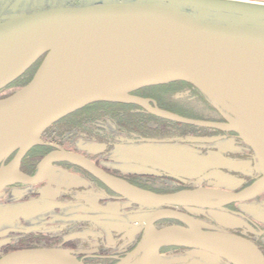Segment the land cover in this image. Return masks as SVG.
Instances as JSON below:
<instances>
[{"label":"water","instance_id":"95a60500","mask_svg":"<svg viewBox=\"0 0 264 264\" xmlns=\"http://www.w3.org/2000/svg\"><path fill=\"white\" fill-rule=\"evenodd\" d=\"M38 62L26 85L0 98V193L15 184H40L51 178L53 162H68L121 198L155 209L145 223L142 242L130 254L141 252L148 233L150 242L143 264H159L160 249L176 245L173 241L177 239L192 242L180 246L199 249L230 264H264V254L251 240L205 230L191 215L164 207L222 209L264 193V159L246 140L255 141L264 151V129L217 107L227 121L189 118L133 94L147 87L187 82L207 97L210 92L264 111L263 27L204 21L162 0H103L60 6L0 24V91ZM98 102L135 104L172 122L237 133L254 149L262 176L240 191L195 187L154 193L111 175L82 154L60 147L43 158L42 169L40 165L34 175L21 171L23 158L42 143L41 136L50 126ZM164 218L180 220L186 226L156 228L155 222ZM0 264L85 263L67 249L31 247L3 255Z\"/></svg>","mask_w":264,"mask_h":264},{"label":"rangeland","instance_id":"374dc122","mask_svg":"<svg viewBox=\"0 0 264 264\" xmlns=\"http://www.w3.org/2000/svg\"><path fill=\"white\" fill-rule=\"evenodd\" d=\"M102 1L103 0H0V24L15 21L16 19L24 17L27 14L37 11L52 9L60 6L85 5L89 3H97ZM118 1H142V0H118ZM162 2H166V4H171L181 9L191 11L198 19L204 21L264 28V12L262 11V9H264V0H189V1L162 0ZM21 84L22 83L18 82L9 88H6L3 94L0 95V97L8 96L14 93L15 91H17L22 87ZM169 87L170 86L163 87L164 89L162 87H158L156 89L151 90L153 92H149L146 90L137 93L135 95L139 97L147 96L149 98H153L154 100L158 101L159 104H163L164 106H168L172 108L170 105L163 103V101L161 100L162 92L169 91L172 92L171 93L173 94L172 97L175 96L176 99L177 98L185 99L186 101L185 103H188L189 105H191V107L198 108V112L195 109L185 110L183 108H179L178 111L180 113L188 114V115L190 114L198 118L200 116L201 119L211 118L209 120H217L220 118L219 116L221 115L219 114H221V112L216 108V106H214V103H212L209 100V98L206 97L205 94L204 97V95L202 96L200 93L194 91L192 88L182 89L180 85L171 86L172 88ZM206 100L209 101L213 107L210 104L208 106V103L205 102ZM118 109L124 111L126 108L124 109L122 107H118ZM111 112L112 111L110 112L105 111L104 113L100 114L99 117L96 118L85 117L82 119L79 118L75 119L73 115L68 119L60 121L54 124L53 126H51L48 129V132L45 133L46 134L45 137L48 141H53L55 143L63 144L65 147L79 151L80 153L85 154L89 157L97 158L99 160L106 159L105 157H107V159H109L111 162L116 161L117 164L118 152L126 150L128 148L127 143L135 142L136 139L135 138L132 139L131 138L132 136L128 133H123L122 131H118L116 132V135L114 136L112 141H108L110 143L106 144L105 141L107 140L103 139V136L105 137L110 136L111 131L109 129L111 127L114 128V124H117L116 120H118V116H116L114 112H112L113 114H111ZM170 125L178 130L181 129V127H177L173 123ZM83 127H85L86 129L83 130L84 129ZM62 128H67V129L66 131L59 130ZM186 131L194 135L212 136L219 134V131H215L211 128L198 127L193 125L189 126L188 130ZM42 136H41V140H42ZM186 136L187 137H183V138L180 137L181 139L176 138V140L171 141V142H180V144L183 143L184 145H178L176 143H168V144L152 143L151 145L148 146L149 148L153 147L155 151L158 152L160 151L163 153L165 152L166 155L170 152V155L173 158H176L175 160L172 158L169 159L165 157L164 159L166 161L169 160V162H164L165 160H162V158H160L159 155L153 154V156H151L150 153L149 154L146 153L147 149H142L143 152L138 149L139 152L133 155V162H131L132 164L121 162V164H118V166L122 168L133 167L138 174H143V176L139 177V179L137 180V184H139V186L142 187L144 190L147 191L149 190L157 193L161 191L162 192L171 191L178 187L176 181L165 178V176L162 174L163 172L185 175L187 179L186 184H195V183L199 184L200 180L202 179L203 180L202 182L204 183L203 186H205L206 183L211 185L213 184L212 186H215L216 183L219 186H223L226 188H232L238 185L239 183L238 181L230 179L228 171L234 170L233 167H235L236 169L242 167L244 169H247L243 166V164H241L242 161L236 160L233 161L232 163L228 162V164L226 163L227 161H224L226 163L225 165L223 161H220L218 159L216 161H212L210 159V156L208 155V151L211 147L213 148L224 147V146L226 147L228 146V143H230L231 146L235 148H237L238 146L247 145L252 151H254V149H252L249 146V144H247L239 135H238L239 139L242 140V142L240 141V143L233 138V140L231 139L221 140V141H216L215 143L211 142V144L210 142L207 141L201 142L196 138L193 137L191 138L190 137L191 135H186ZM111 142L113 143L112 145ZM148 142H152V141H148ZM236 142L239 144H236ZM138 143H143V142H138ZM141 148L143 147H140V149ZM37 149H42L47 152L52 148L48 145H43L42 148H37ZM173 152L178 153L177 156L183 159L180 160L179 162L182 161L184 162L180 163V165L176 164L177 162L176 160L178 157L175 154H172ZM33 156L34 154H30L26 158V163H25V167L28 170L32 171V173L35 170L36 171L39 170L40 168V164H39L40 160L35 161L33 164L28 163V161H30L33 158ZM144 163H147L146 166L148 168L141 167L142 165H144ZM151 165L153 166V169L151 168L152 167ZM157 165L162 166L163 168L161 169L157 168L156 167ZM228 167L229 168L232 167V169H229ZM75 174L76 171L74 170L68 171L67 169L56 167L52 177L50 178L52 182L46 181L37 186L27 187L24 190H21L23 192L20 191L19 193H16V195L17 194L21 195L22 193L31 194L32 192H35L39 189L38 190L39 193L36 192L38 194L34 195L35 197L38 195V197L35 199L34 202H32V204L40 203L43 205H48L49 208L50 205L54 206L56 204L57 199L60 198L58 197L60 196L59 194L64 193L63 190L66 189L65 187H70L71 185L75 186L76 184L84 183V180ZM2 197L3 195H0V198ZM5 199L6 196L3 197V199L0 200V202L4 201ZM9 199H14V197H10ZM7 201L9 200H6L5 203ZM5 203L4 204L0 203L1 213H3L5 207H9L5 205ZM9 203L14 204V205H10V207L18 206V203L16 202H9ZM126 203L131 205L128 202ZM249 203L250 204L238 205L237 210L240 209L239 210L240 212L242 211L245 212L247 215H249L248 217L250 218V220H257L259 222H263L262 225L264 226V193L259 198L250 201ZM91 206L95 208V205L93 204L92 201H91ZM187 210L194 215H198L202 217V220H200L201 224L203 228L207 230H213L217 228H222L224 230L233 229L232 227L238 225L233 220H235L236 222L238 221L240 225L241 223H243L242 219H238V218L234 219V217L228 216L227 212L220 209L208 210V209L187 208ZM1 224L2 225H0L1 226L0 239L3 240L4 242H7L6 240L8 238L9 243H4L3 245L0 244V256L5 252L7 253L8 250H12L13 248H19L21 244L20 241L22 239H25L29 233H33L31 234V236L35 237L34 236L35 232L41 231L37 229L36 226H34L32 229L26 230L27 233H24L26 234V236H22L23 234L16 232L7 234L8 232L7 233L2 232L7 228L6 224L4 222H1ZM31 225L34 224L32 223ZM42 231L44 233L50 232L49 226L46 228L43 227ZM41 237L43 238L42 240H36L35 242L32 243L33 247L44 246V244L40 243V241H43L46 238H44L43 235H41ZM37 241L39 242V244L36 245ZM56 242H59V240ZM87 242L91 243L93 242V240L90 239ZM57 245H59V243L50 245V247H56ZM5 246L6 248L7 246H9V249H5ZM174 246L184 247L178 244ZM161 255L159 258L160 261L159 264H226L224 261L214 256H211L201 250L200 251L190 250L184 252V251H179L175 248H171L164 251V253ZM102 260L95 261L97 262L95 264H100ZM101 264L104 263L102 262Z\"/></svg>","mask_w":264,"mask_h":264},{"label":"flooded vegetation","instance_id":"af4514ba","mask_svg":"<svg viewBox=\"0 0 264 264\" xmlns=\"http://www.w3.org/2000/svg\"><path fill=\"white\" fill-rule=\"evenodd\" d=\"M40 62H38L37 64H35V66H33V68H35L34 74ZM144 98H149V97L144 96ZM156 102L157 105L159 106L158 101ZM72 114L64 117L58 122L68 119ZM219 115H221L219 116L220 117L219 119L212 121H221V122L227 121L226 120L227 117H225L223 114H219ZM46 131L43 133L41 140L42 143L39 145L40 146L48 145L52 149L47 152L44 150L42 157L39 159L40 165L43 158L49 152L56 150L58 147L68 151L82 154L79 151L65 147L63 144L55 143L53 141H48L45 137ZM217 131H219L218 135H212V136L194 135L193 138H196L201 142H204L207 139L211 140L220 137V139L218 140L207 141L210 142V144L211 142L215 143L216 141H221V140H230V139L233 140V138L239 143L240 141L242 142V140L239 139L237 133L223 132L220 130ZM152 143L153 144L176 143L178 145H184L183 143L180 144V142H171V141L170 142L145 141L143 143H137V142L127 143L128 148L126 150L118 152L117 164L116 161L111 162L109 159H107V157H105L106 159L99 160L97 158L89 157L85 154L82 155L90 158L100 168L110 173L111 175L123 179L129 184L144 190L142 187L139 186V184H137V180L139 179V177L143 176V174H138L133 167L122 168L119 167L118 164H121V162L132 164L131 162H133V155L135 153H138L139 150L142 151V149H147L146 153L148 154L150 153L151 156H153V154L159 155V157L162 158V160H165L164 159L165 157L169 159L172 158L174 160L176 159L170 155V152L166 155L165 152L163 153L160 151L159 152L155 151L153 147L149 148L148 146L151 145ZM239 143L236 142V144ZM140 147L143 148L140 149ZM32 149L23 158L20 166L21 171L28 175H34L35 173L38 172V170L37 171L35 170L36 172L34 171L32 173V171L28 170L25 167L26 158L30 155ZM172 154H175L177 156L178 153L173 152ZM208 155L210 156V159L212 161H216L218 159L220 161H223V163H225L224 161H227L226 162L227 164L228 162L232 163L233 161L236 160L242 161L241 164H243V166L247 169H244L243 167L236 169L235 167H233L234 170L228 171L230 179L239 182L237 186H234L232 188H226L223 186H219L216 183L215 186H212L213 184L211 185L207 183L205 184V186H203L204 183L202 182L203 181L202 179L201 180L197 179L200 180L199 184L198 183L186 184L187 179L185 175L163 172L162 174L165 176V178L176 181L178 187L171 191L158 192V193H169V192H175L178 190L190 189L195 187H218L221 189H227L231 191H240L246 188L247 186L251 185L252 183H254L262 176L259 164L257 163L258 161L256 162L257 159L255 152L252 151L247 145L238 146L237 148H235L232 147L230 143H228V146L226 147L225 146L216 147V148L211 147L208 151ZM13 156H11L8 162L13 158ZM177 157L178 158L176 160L177 161L176 164L180 165V163L184 162V161L179 162L180 160L183 159L179 156ZM164 162H169V160L168 161L165 160ZM147 163H144V165L142 166L140 165V166L148 168L146 166ZM56 167H61L67 169L68 171L70 170L76 171L75 175L81 177L84 180V183L76 184L75 186L71 185L70 187H65L66 189L63 190L64 193L62 192L63 194H59L60 196L58 197L60 198L57 199L56 204L54 206L50 205L49 208L48 205H43L40 203L32 204V202H34L35 199L38 197V195L36 197L34 195L39 193L38 191L39 189L35 192H32L31 194L22 193L21 195L19 194L16 195V193H19L21 190H24L27 187L37 186L39 184L36 185L15 184L5 188V190H3L0 193V195H3V197L6 196V199L0 203L4 204L6 200H9L5 203V205L9 207H5L3 213L0 212V225H2L1 222H4L7 226V228L2 232L4 233L8 232L7 234L16 232L23 234L22 236H26V234H24L27 233L26 230L32 229L34 226H36V228L41 231L35 232L34 236L38 239H43L41 237V235H43L44 238H46L45 240L40 241V243L44 244V246L42 247H50V245L59 243V245H57L56 247H60L71 251L79 260L83 261V263L85 264H95L97 263L95 261H99L102 259H103L102 262L104 264H119L124 258H126L131 253H133L142 242L145 235V223L147 222L149 216L152 214V212L155 209L141 207L126 199L121 198L119 194L109 189L104 183L96 179L87 171L71 163L55 161L53 162V172ZM156 167L160 169L163 168L162 166H158V165ZM151 168L153 169V166ZM229 169H232V167H230ZM46 181H51V179H48ZM6 193L8 196L6 195ZM261 195L246 202L229 204L226 207L220 209L227 212L228 216L234 217V219L236 218L242 219L243 223H241V225L238 223V221L236 222L235 220H233L235 223L238 224L237 226L232 227L233 229L224 230L222 228H217L208 231H222V232H229L243 236L251 240L253 243H255L257 247L264 254V226L262 225L263 222H259L257 220H250V218L248 217L249 215H247L245 212L242 211L240 212L239 211L240 209L237 210L238 205L250 204L249 203L250 201L259 198ZM3 197L0 198V200H2ZM10 197H14V199H9ZM91 201L95 205V208L91 206ZM9 202H16L18 203V206L10 207V205H14V204H11ZM126 202L130 203L131 205L127 204ZM164 207L187 213L192 217H194L196 220H198V222L201 224L200 220H202V217L198 215H194L187 210V208H196V207H178V206H164ZM197 209H201V208H197ZM32 223L34 225H31ZM172 224L186 226L180 220L169 219V218L160 219L155 222L156 228H162L165 225L167 226ZM48 226L50 228V232L44 233L42 231L43 227L46 228ZM31 234L33 233H29L28 236H30ZM90 239H92L93 242L88 243L87 241H89ZM58 240L59 242H56ZM6 241L7 242H4L3 240L0 239V244L3 245L4 243H9L8 238ZM37 244H39V242H36V245ZM27 248H31V247H27ZM79 248L81 249L83 248V249L81 250ZM171 248H175L179 251H184V252L190 250L200 251L192 247H179L174 245H166L160 249V255L163 254L164 251ZM5 249H9V246H7V248L5 246ZM7 253L9 252L7 251ZM7 253L6 252L3 253L0 257H2ZM220 260L224 261L226 264H230L223 259ZM102 262H100V264Z\"/></svg>","mask_w":264,"mask_h":264},{"label":"trees","instance_id":"16d2710c","mask_svg":"<svg viewBox=\"0 0 264 264\" xmlns=\"http://www.w3.org/2000/svg\"><path fill=\"white\" fill-rule=\"evenodd\" d=\"M34 71H35V68L32 67L22 77H20L16 82H14L13 84L9 85L6 88L11 87L12 85H14L18 82L22 83L21 85L23 87L32 79ZM176 85H180L182 87V89L192 88L196 92L200 93L202 96L204 95V93L200 89H198L194 85L187 83V82H173V83L159 85V86L147 87V88L141 89L139 91H136L133 94H137V93H140V92L146 91V90L149 92H153L151 90L156 89L158 87L163 88L166 86H170L169 88H172L171 86H176ZM5 89L0 91V95L3 94ZM154 92H155V90H154ZM171 93L172 92H169V91L168 92H165V91L162 92L161 100L163 101V103L170 105L172 108H170L168 106H164L163 104H159L160 107H162V108L166 107L165 109L177 112V113H179L183 116L189 117V118L201 119L200 116L198 118V117L192 116L190 114L188 115V114L180 113L178 111L179 108H183L185 110L195 109L197 112H198V108L191 107V105H189L188 103H185L186 102L185 99H182V98L176 99L175 96L172 97L173 94H171ZM4 97H6V96H4ZM204 97H205V95H204ZM0 98H3V97H0ZM205 102L208 103V106H209L210 102L207 100ZM118 107H122V108H124V109L126 108V109L124 111H121L118 109ZM105 111H107V112L112 111V112H114V114L116 116H118V120H116L117 124H114V128L111 127L109 129L111 131L110 136H107V137L103 136V139L107 140V141H105L106 144L110 143L108 141H112V139L116 135V132H118V131H122L123 133L130 134L132 136L131 137L132 139L133 138L136 139L135 142H137V143L138 142H145V141H152V142L174 141V140H176V138L179 139L180 137H182V138L187 137L186 135H191L190 136L191 138L194 136V134H190V133H188V131H186V130H188L189 126H192V125L172 122V121H169V120H166L163 118H159L155 115H152L149 112H146L143 108H141L135 104L98 102V103H94V104H91V105L84 107L83 109L73 113L71 116L74 115L75 119H78V118L82 119L85 117L96 118V117H99V115L104 113ZM112 112H111V114H113ZM144 114H146V115H144ZM209 119H211V118H208L206 120H209ZM172 123L174 125H176L177 127H181V129L178 130L175 127L171 126L170 124H172ZM83 128H84L83 130L86 129L85 127H83ZM66 129L67 128H62L59 130L66 131ZM79 130H81V129H79ZM213 130L217 131L216 129H213ZM47 132H48V130L46 131V133ZM161 135H163V136H161ZM112 144L113 143L111 142V145ZM37 148H42V146L40 147V145H39V146H36L32 149V152L30 154H34V156H33L34 159L32 158L30 161H28V163L33 164L35 161L39 160L42 157L44 150L37 149ZM256 162H257V160H256ZM36 240H42V239H38V238L33 237L31 235L27 236L25 239H22L20 241L21 244H20L19 248H13L12 250H8V252L18 250V249H22L25 247H33L32 243L35 242Z\"/></svg>","mask_w":264,"mask_h":264},{"label":"bare ground","instance_id":"6f19581e","mask_svg":"<svg viewBox=\"0 0 264 264\" xmlns=\"http://www.w3.org/2000/svg\"><path fill=\"white\" fill-rule=\"evenodd\" d=\"M26 16H28V14ZM19 19H16V20H19ZM207 95L218 109L224 111L225 113L229 115L235 116L236 118H238L239 120L243 122L249 121L254 126L264 129V111L255 107L253 104L246 103V102H240L234 98L230 99V98H225V97H217L210 92L207 93ZM246 140L251 145L254 146L259 156L262 159H264V151L261 148V146L249 138H247ZM42 167L43 166L41 165V169ZM149 242H150V236L147 233L146 240L143 246L140 248L141 252H137V253L127 256L119 264H143L144 261L146 260L144 251L147 248ZM173 243L178 244V245H190L192 242L186 239H177L173 241Z\"/></svg>","mask_w":264,"mask_h":264}]
</instances>
